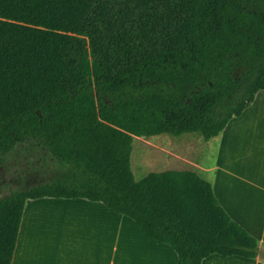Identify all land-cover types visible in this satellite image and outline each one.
<instances>
[{
	"label": "trees",
	"instance_id": "1",
	"mask_svg": "<svg viewBox=\"0 0 264 264\" xmlns=\"http://www.w3.org/2000/svg\"><path fill=\"white\" fill-rule=\"evenodd\" d=\"M264 90V0H0V161L34 141L54 176L0 197V264L27 199L85 198L177 264L256 258L194 170L136 179L132 136L217 135Z\"/></svg>",
	"mask_w": 264,
	"mask_h": 264
},
{
	"label": "crops",
	"instance_id": "2",
	"mask_svg": "<svg viewBox=\"0 0 264 264\" xmlns=\"http://www.w3.org/2000/svg\"><path fill=\"white\" fill-rule=\"evenodd\" d=\"M197 136V135H195ZM202 138V137H200ZM207 163L174 153L180 168L207 181L220 207L258 241L256 258L213 253L201 264H264V90L215 136ZM208 147L204 153H208ZM174 249L131 218L85 198L27 199L11 264H177Z\"/></svg>",
	"mask_w": 264,
	"mask_h": 264
},
{
	"label": "rangeland",
	"instance_id": "3",
	"mask_svg": "<svg viewBox=\"0 0 264 264\" xmlns=\"http://www.w3.org/2000/svg\"><path fill=\"white\" fill-rule=\"evenodd\" d=\"M131 147L130 166L136 179L152 171L180 168L174 153L207 163L214 162L216 158V138L207 144L194 134H160L148 138L132 136ZM208 147V153H204ZM55 170L56 164L45 149L29 140L5 154L0 161V197L17 188L48 181Z\"/></svg>",
	"mask_w": 264,
	"mask_h": 264
}]
</instances>
